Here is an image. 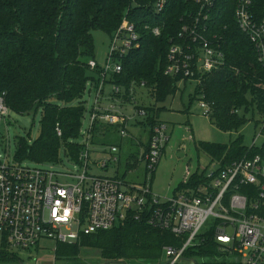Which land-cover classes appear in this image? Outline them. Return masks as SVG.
Returning <instances> with one entry per match:
<instances>
[{"label": "trees", "instance_id": "1", "mask_svg": "<svg viewBox=\"0 0 264 264\" xmlns=\"http://www.w3.org/2000/svg\"><path fill=\"white\" fill-rule=\"evenodd\" d=\"M155 4L156 0H0V99L18 114L41 113L38 136L32 141L18 138L17 160L58 163L63 151L75 163L81 162L85 149L81 128L87 110L84 95L90 83L98 81L100 71L94 70L97 77L88 73L86 58H94L93 31L112 34L125 15L136 25L140 46L125 56L123 70L108 82L120 85L127 92L123 99L129 103L131 87L143 86L157 102L176 91L175 81L182 77L164 73L167 54L187 14L199 7L193 0H167L164 10L158 12ZM212 16V32L223 39L228 66L207 74L197 94L213 103L211 121L220 129L234 131L247 116H257L258 122L264 113V71L253 44L237 25L233 0H219ZM156 27L161 30L159 35L153 31ZM141 105L152 113L148 119L152 129L160 121L153 107ZM114 127L120 128L95 123L90 145ZM197 148L222 165L243 157L248 150L242 136L229 143L199 141ZM204 180L205 174L197 171L178 190H194ZM211 238L200 247V256L208 259L207 264H228L225 259L217 260L226 255L219 253ZM168 245L180 246L181 240L146 220H128L74 243L59 242L56 258L66 264H90L82 256L91 249L102 261L166 264L162 258ZM0 264L26 263L4 242Z\"/></svg>", "mask_w": 264, "mask_h": 264}, {"label": "built area", "instance_id": "2", "mask_svg": "<svg viewBox=\"0 0 264 264\" xmlns=\"http://www.w3.org/2000/svg\"><path fill=\"white\" fill-rule=\"evenodd\" d=\"M193 1L199 8L187 14L178 36L171 40L164 73L201 84L207 74L226 68L228 62L222 37L212 32V12L219 0ZM166 4L167 0H156V10L161 12ZM233 5L237 25L253 44L257 62L264 71V0H233ZM153 31L156 35L161 33L159 27ZM139 46L136 25L125 15L111 34L105 65L95 59L89 63L93 70L100 71L98 81L91 86L96 99L90 125L83 134L85 149L77 163L81 172L59 173L15 156L0 157V250L6 242L9 251L31 252L43 238L74 243L84 235L123 225L128 220H146L150 226L169 231L181 240L180 246L165 247L166 264L187 260L201 264L190 257L191 250L204 246L211 237L219 253L226 255L217 256V260L225 259L228 264H264V113L259 117V130L247 153L225 165L218 162L219 167L205 175L206 180L194 190L177 191L171 197L153 192V172L170 140L168 127L161 121L151 129L149 150L142 155L147 168L143 184L128 182L118 175L89 172L88 147L95 123L119 126V133L125 138L129 137L131 122L148 114L131 93L134 87L128 97L136 113L126 115L118 108L116 98H123L127 92L117 84H113L109 106L99 107L100 100L105 98L106 83L121 73L123 59ZM200 104L203 114L211 117L213 103L201 94ZM9 111L1 98V115L7 117ZM57 131L62 135L59 126ZM261 138L263 142L258 144ZM110 149V160L118 162L119 146L112 144ZM253 149L259 151L254 153ZM110 160L99 165L108 167ZM59 176L72 180L62 183ZM202 259V264H207L208 259Z\"/></svg>", "mask_w": 264, "mask_h": 264}, {"label": "rangeland", "instance_id": "3", "mask_svg": "<svg viewBox=\"0 0 264 264\" xmlns=\"http://www.w3.org/2000/svg\"><path fill=\"white\" fill-rule=\"evenodd\" d=\"M94 38V58H86L89 64L92 59L103 66L106 63L110 53L111 34L106 31L96 29L93 31ZM90 76L97 77L96 72L89 67ZM175 89L172 94H168L163 101H156L147 90L142 86L135 88L131 93L137 100L148 108L153 107V114L159 115L157 120L166 124L168 127L169 142L166 145L165 153L157 165L152 176L153 192L161 197H171L176 193L181 183L195 172L199 171L207 175L209 172L219 167V163L212 159L204 152L199 151L197 144L199 141H210L218 143H229L231 140L239 136L243 137L247 147H251L256 137L259 125L256 118L248 117L245 123H242L237 130H223L211 121L209 116L203 114L200 104L201 94H197L198 82L194 79L179 78L176 79ZM95 84V83H94ZM93 84V85H94ZM92 83L84 95L86 101V112L81 128V135L85 133L90 125L91 106L95 101V89L90 91ZM113 83L107 82L103 96L106 97L112 93ZM125 106L129 103L125 102ZM140 103V104H141ZM122 111L126 115L133 116L134 105L122 106ZM152 113L148 111L145 116H137L129 126V137H122L119 128L114 127L112 131L105 137H98L92 143L88 150L90 152L89 172L95 175H108L124 178L128 182L137 185L143 184L146 179V164L142 159V155L146 150V144L149 142L151 135V126L148 123ZM259 119V118H258ZM257 119V120H258ZM145 123V124H144ZM41 127V113L36 115H21L12 110L9 116L4 117L0 112V157L4 158L9 155L11 158L15 155L17 140L19 137H27L31 141L35 139ZM83 140V136L80 141ZM141 141V143H139ZM148 141V142H147ZM263 139L258 140V144ZM112 144L119 146V161L112 162ZM142 146V147H141ZM110 160L109 166L102 168L101 162ZM45 168H51L59 173L78 174L82 171L81 165L72 161L62 151L60 161L58 163H43ZM72 180L69 177L59 176V181L67 183ZM57 240L43 238L37 248L31 252L17 251L18 255L26 264H66L64 261L56 258ZM200 247L192 248L191 258L203 263L202 256L199 254ZM84 259L90 264H126L125 261H102L96 256L98 252L91 249L85 250ZM167 256L164 253L162 261L165 262ZM70 263V262H69ZM182 264H191L190 260Z\"/></svg>", "mask_w": 264, "mask_h": 264}, {"label": "crops", "instance_id": "4", "mask_svg": "<svg viewBox=\"0 0 264 264\" xmlns=\"http://www.w3.org/2000/svg\"><path fill=\"white\" fill-rule=\"evenodd\" d=\"M91 87V86H90ZM90 91H93V88L91 87V89H89ZM109 96L110 95H108V96H106L105 98H103L102 100H100V102H99V107L101 108V109H105L106 107H108L109 106ZM95 99H96V97H95ZM94 103H95V101H94ZM94 103H93V105H94ZM115 103L117 104V106H118V108H120L121 110H122V107L121 106H124V108L125 107H127V106H129V103L125 106V101H124V99L122 98V97H118V98H116V101H115ZM121 105V106H120ZM91 108H92V106H91ZM162 112H160V114H161ZM160 114L159 115H156L157 117V119H158V117L160 116ZM131 125H138V124H131ZM108 132V131H107ZM109 134V133H108ZM108 134H105V135H103V136H100V137H105V136H108ZM148 142V141H147ZM139 143H141V141H139ZM142 147V146H141Z\"/></svg>", "mask_w": 264, "mask_h": 264}]
</instances>
